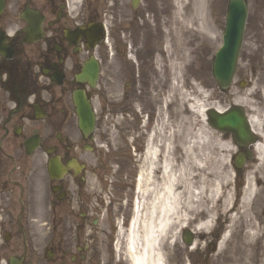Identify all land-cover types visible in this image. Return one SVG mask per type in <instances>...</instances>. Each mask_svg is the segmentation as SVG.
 Returning a JSON list of instances; mask_svg holds the SVG:
<instances>
[{"label": "flooded vegetation", "instance_id": "af4514ba", "mask_svg": "<svg viewBox=\"0 0 264 264\" xmlns=\"http://www.w3.org/2000/svg\"><path fill=\"white\" fill-rule=\"evenodd\" d=\"M0 2V146L11 137L17 139L19 149L15 153L0 152V236L4 240L0 241V264H8L13 256H6L4 251L11 246L21 224L43 220L51 233L55 224L53 233H66L42 249L44 261L99 263L101 250L112 248L116 235L113 223L108 220L107 207L116 203V198L123 200L124 196L127 201L128 195L124 191L119 193L114 184L110 189L107 183L101 186L95 210L103 214L100 220L89 217V202L78 194L75 203L86 208L79 211L78 220H71L62 207L71 197L69 189L78 191L88 181L91 156L99 157L102 109L97 114L96 107L106 104L108 80L122 78L132 99L137 94L136 88L145 91L149 86L148 62L151 58L156 60L160 53L162 36L158 34L152 39L147 34L146 0H141L137 7H133L131 0ZM246 3L248 12L238 59L241 66H237L235 77L243 99L252 102H241L239 106L253 143L235 148V153L250 158L248 162L260 160L258 165L264 168V0ZM223 10L226 12V8ZM155 18L159 26L160 19L157 15ZM210 96L215 98L214 93ZM235 106L229 103L220 110ZM85 107L94 113L92 130L80 125V111ZM213 108L207 107L205 112ZM204 118L208 124L206 115ZM23 120L42 125L26 126ZM33 136L38 138L36 146L32 143ZM50 160H58L64 169L58 179L49 175ZM39 174L43 175V185H39ZM42 186L45 197L38 193V187ZM61 194L64 198L59 200ZM38 198L44 205L40 216ZM67 206L72 208L71 204ZM5 224L10 231H2ZM71 235L74 244L62 241ZM12 247L16 248L14 243ZM58 252L62 255H56ZM17 258L27 264L24 255Z\"/></svg>", "mask_w": 264, "mask_h": 264}, {"label": "rangeland", "instance_id": "374dc122", "mask_svg": "<svg viewBox=\"0 0 264 264\" xmlns=\"http://www.w3.org/2000/svg\"><path fill=\"white\" fill-rule=\"evenodd\" d=\"M192 1H184V24L183 21H176L172 0H146L147 34L152 39L158 34L162 36L160 53L156 55V60L151 58L148 62L149 86L147 85L145 91H138L136 88L137 94L132 99L131 92L126 85L124 87L122 78L108 80L109 85L105 90L106 104L104 107H96L97 114L99 109H102L99 120L102 136L98 146L99 157L91 156L88 181L83 183L78 191L76 188H70L71 197L62 207L71 216V220H78L79 211L86 209L84 205L75 203L78 194L89 202V217H99L100 220L103 214L95 213V210L102 187L107 183L110 189L114 184L119 193L124 191L128 195L127 201L124 196L123 200L116 198V203L107 207L108 220L113 223L116 231L112 244L117 242L118 227L126 229L131 219L137 196L136 178L142 167L147 137L150 132H154V143L161 148H169L166 153L170 158V171L177 177L180 188L184 190L182 203L191 200L194 207V210L187 212L186 219L177 221L166 233L163 241L166 264H214L216 257L220 259L223 256L218 255L223 252L219 249L232 243L242 232L250 230V222L256 224L257 235L264 234V168L258 165L260 160L247 162L243 168L236 171L230 160L234 151L231 138L213 131L205 119L202 120L198 116L195 107L197 101L205 108L215 106L220 109L233 102L252 104L243 99V92L237 84L238 77H235L228 91L221 92L211 74L214 53L221 45L226 0H205L196 13L190 12L193 8ZM129 12L130 8L125 11L126 16H129ZM156 15L160 19L159 26L156 24ZM176 62L179 68L178 94L170 90L171 69ZM240 62L239 60V68ZM210 93H214L215 98H212ZM182 94L185 95L184 99ZM163 97L168 98L169 105L161 102ZM188 98L194 102L193 108L186 103ZM201 112L203 113V110ZM21 122L31 127L42 125L35 124L33 120ZM8 138L2 142L0 152H18L17 139ZM137 147L141 150L138 151ZM99 162L102 165L98 164ZM39 177V185H43V175L39 174ZM43 192L44 187H38L39 195L43 194L45 197L46 192ZM38 201L40 216L43 215L40 211L44 205L41 198H38ZM69 204L72 208L67 206ZM229 209L231 211L226 212ZM182 212L184 214V208ZM197 213L200 214L196 215ZM60 215L63 213L60 212ZM202 221L208 224V229H199ZM21 225V230L14 233L11 246L4 251L5 255H24L27 264H48L42 259V249L49 247L50 242H57L62 236L65 237L66 233H53L57 224L50 233L49 226L42 221ZM10 230L8 224L3 225V232ZM186 234L191 235L190 243L185 242ZM95 235L99 239L102 238L98 233ZM2 240L1 234L0 241ZM67 240L72 244L74 236L71 235L62 241ZM2 242L4 243V240ZM13 243L16 248L12 247ZM119 244L120 250L117 252L114 246L103 248L99 263L96 264H122V261H127V258H124L126 255L123 254L124 233L119 239ZM56 255L62 254L58 252ZM256 259L264 260V253L260 252Z\"/></svg>", "mask_w": 264, "mask_h": 264}, {"label": "bare ground", "instance_id": "6f19581e", "mask_svg": "<svg viewBox=\"0 0 264 264\" xmlns=\"http://www.w3.org/2000/svg\"><path fill=\"white\" fill-rule=\"evenodd\" d=\"M172 1L176 21H183L185 24V0ZM204 1L193 0V8L190 9V12H198ZM201 21L202 18L200 20L202 25ZM204 21L205 19H203V27ZM183 32L188 33L187 30H183ZM178 72V63L176 62L171 69L172 85L170 90L177 94L179 92ZM182 96L184 99L185 95L182 94ZM161 99L163 104L169 105L167 97ZM186 103L190 108H193L194 102L192 103L191 98H188ZM195 105L196 113L204 120L201 111H204L205 106L201 105L199 101ZM153 135L154 132H150L147 137L142 167L136 178L137 196L134 200L131 219L126 229L123 230L121 226L118 227L119 237L115 243V250H120L119 239L124 233V248L122 247L124 253H122L126 255L128 264H166L163 241L167 231L177 221L186 219L187 212L194 210L191 200L182 203L181 197L184 190L180 188L177 177L170 171V158L166 153L169 148L167 146L161 148L154 143ZM182 208L185 210L184 214ZM230 211L229 209L226 212ZM248 228L251 231L242 232L232 240V243L223 248L220 247L219 250H223L225 254L219 253L218 255L223 254V256L220 259L216 257L214 264H264V260L256 259L260 252L264 253V234L262 236L257 235V226L253 222L248 224ZM199 229H208V224L202 221L199 224Z\"/></svg>", "mask_w": 264, "mask_h": 264}, {"label": "water", "instance_id": "95a60500", "mask_svg": "<svg viewBox=\"0 0 264 264\" xmlns=\"http://www.w3.org/2000/svg\"><path fill=\"white\" fill-rule=\"evenodd\" d=\"M245 4L243 0H231L229 3V12L227 15V26L223 34L222 46L216 53L214 62V75L221 88L229 86L236 63V56L241 40L242 29L244 21L238 20V17L245 15ZM84 115L83 121L91 124L93 118L91 113L86 108L82 110ZM212 126L218 130L231 131L236 135L238 140L246 136V121L242 113H238L237 108L218 114L215 113L211 116ZM241 163V161H239ZM50 167L52 173L53 169ZM185 241L191 242V235L186 234ZM10 264H21L20 261L11 260Z\"/></svg>", "mask_w": 264, "mask_h": 264}]
</instances>
